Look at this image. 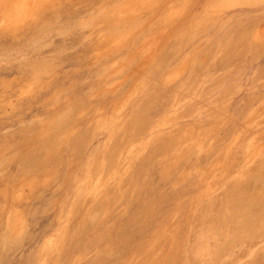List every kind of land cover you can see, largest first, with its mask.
<instances>
[{
    "label": "rangeland",
    "instance_id": "obj_1",
    "mask_svg": "<svg viewBox=\"0 0 264 264\" xmlns=\"http://www.w3.org/2000/svg\"><path fill=\"white\" fill-rule=\"evenodd\" d=\"M0 264H264V0H0Z\"/></svg>",
    "mask_w": 264,
    "mask_h": 264
},
{
    "label": "bare ground",
    "instance_id": "obj_2",
    "mask_svg": "<svg viewBox=\"0 0 264 264\" xmlns=\"http://www.w3.org/2000/svg\"><path fill=\"white\" fill-rule=\"evenodd\" d=\"M170 81V80H169ZM185 136V135H184ZM260 247V246H259ZM236 248V247H235ZM254 254V253H253ZM251 256V255H250ZM187 257V256H186Z\"/></svg>",
    "mask_w": 264,
    "mask_h": 264
}]
</instances>
